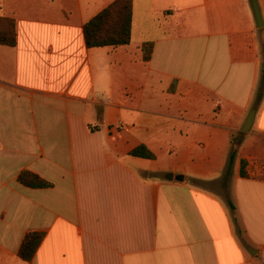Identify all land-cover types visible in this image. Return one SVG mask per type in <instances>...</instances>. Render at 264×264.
<instances>
[{
    "label": "crops",
    "instance_id": "obj_1",
    "mask_svg": "<svg viewBox=\"0 0 264 264\" xmlns=\"http://www.w3.org/2000/svg\"><path fill=\"white\" fill-rule=\"evenodd\" d=\"M113 1L0 0V264H264V0L261 29L251 0H132L130 44L87 48Z\"/></svg>",
    "mask_w": 264,
    "mask_h": 264
},
{
    "label": "trees",
    "instance_id": "obj_2",
    "mask_svg": "<svg viewBox=\"0 0 264 264\" xmlns=\"http://www.w3.org/2000/svg\"><path fill=\"white\" fill-rule=\"evenodd\" d=\"M87 48L123 47L130 44L132 32V0H115L106 9L88 21L83 28ZM0 45L15 47L16 33L13 20L0 17ZM152 45H145L143 51L145 59H149ZM264 96V65L261 70L260 82L256 91V105ZM242 135V134H241ZM232 151L224 182L230 175V168L235 159L241 138H233ZM134 157L153 159V155L144 147H138L131 153ZM240 176L246 177L245 162L241 163ZM18 182L32 189H48L51 184L30 172H22ZM200 185V183H198ZM202 184V183H201ZM203 186V185H202ZM204 186H209L204 184ZM227 203L232 211L235 210L229 199ZM43 235L41 233H30L25 236L19 249V257L22 261L30 263L36 253Z\"/></svg>",
    "mask_w": 264,
    "mask_h": 264
},
{
    "label": "water",
    "instance_id": "obj_3",
    "mask_svg": "<svg viewBox=\"0 0 264 264\" xmlns=\"http://www.w3.org/2000/svg\"><path fill=\"white\" fill-rule=\"evenodd\" d=\"M251 5H252V9H253V13H254V19H255V23H256V27L258 29H261L263 28V21H262V17L260 15V11L258 9V6L256 4V0H251ZM255 112L256 110L253 109L250 114L248 115L243 127H242V132L243 133H247L249 132V130L251 129V126H252V123H253V120H254V116H255ZM169 179H170V176H169ZM178 179L180 181L183 180L182 177H178Z\"/></svg>",
    "mask_w": 264,
    "mask_h": 264
},
{
    "label": "rangeland",
    "instance_id": "obj_4",
    "mask_svg": "<svg viewBox=\"0 0 264 264\" xmlns=\"http://www.w3.org/2000/svg\"><path fill=\"white\" fill-rule=\"evenodd\" d=\"M144 19L142 18V20H141V22L143 21ZM141 26V28L142 29H144V30H153L152 28L150 29V27L149 26H147V25H145V26H142V25H140ZM234 138H236V139H240L241 138V143L240 144H242V142H243V135H241V134H236V135H234ZM240 146V145H239ZM237 151H238V149H237ZM238 153V152H237ZM234 169H236V165L234 166V161H233V163H232V165H231V168H230V176H231V174L234 172Z\"/></svg>",
    "mask_w": 264,
    "mask_h": 264
},
{
    "label": "built area",
    "instance_id": "obj_5",
    "mask_svg": "<svg viewBox=\"0 0 264 264\" xmlns=\"http://www.w3.org/2000/svg\"><path fill=\"white\" fill-rule=\"evenodd\" d=\"M116 128H117V129H122L121 124H119Z\"/></svg>",
    "mask_w": 264,
    "mask_h": 264
}]
</instances>
